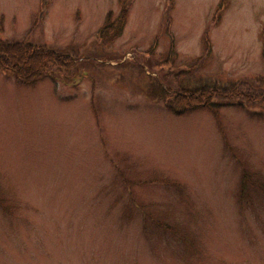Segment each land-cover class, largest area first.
<instances>
[{
	"label": "rangeland",
	"instance_id": "1",
	"mask_svg": "<svg viewBox=\"0 0 264 264\" xmlns=\"http://www.w3.org/2000/svg\"><path fill=\"white\" fill-rule=\"evenodd\" d=\"M0 40L82 74H0V264H264V109L145 94L264 79V0H0Z\"/></svg>",
	"mask_w": 264,
	"mask_h": 264
},
{
	"label": "trees",
	"instance_id": "2",
	"mask_svg": "<svg viewBox=\"0 0 264 264\" xmlns=\"http://www.w3.org/2000/svg\"><path fill=\"white\" fill-rule=\"evenodd\" d=\"M127 14L128 5L125 3H122L116 18L112 19V13L107 14L104 24L97 31L100 43H112L122 34ZM69 70H75L73 77L68 76L67 71ZM0 74L28 86L46 77L59 78L64 75L66 79L70 77L69 81L65 80L68 84H73L82 78L77 67V60L63 52L47 46L4 40H0ZM170 75V71L163 74L162 82L153 78L145 94L149 99L161 101L163 106L174 115L197 109H206L216 115L219 108L230 105H257L264 109V79L240 80L228 85L229 87L200 85L191 88L181 85L178 87L175 84L171 86L167 82ZM183 76L182 72H177L172 78L173 80L178 79L176 81L178 83ZM245 180L246 177L243 175V181Z\"/></svg>",
	"mask_w": 264,
	"mask_h": 264
}]
</instances>
